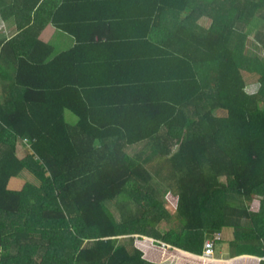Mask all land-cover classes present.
<instances>
[{"label":"trees","instance_id":"obj_1","mask_svg":"<svg viewBox=\"0 0 264 264\" xmlns=\"http://www.w3.org/2000/svg\"><path fill=\"white\" fill-rule=\"evenodd\" d=\"M0 15L16 26L0 38V264H264V0H0ZM49 24L73 44L42 39ZM228 227L239 257L204 258Z\"/></svg>","mask_w":264,"mask_h":264},{"label":"rangeland","instance_id":"obj_2","mask_svg":"<svg viewBox=\"0 0 264 264\" xmlns=\"http://www.w3.org/2000/svg\"><path fill=\"white\" fill-rule=\"evenodd\" d=\"M200 22L204 25H208L210 23V19H209V17L201 18ZM260 23L261 22H259L257 24L255 29L260 28L262 26V24H260ZM15 32H16V26L11 21L4 20L0 15V38L10 37L13 34H15ZM41 37H42V39H45V40H52V43L55 44L56 49L67 48L68 46H71L73 44V38L71 36H69L68 34L61 32V31L56 32L54 26L50 25V24L45 27V30H44V32H42ZM250 47L253 48L252 45H250ZM248 79H249V81H248L249 82V89H254V86L252 84V82H253L252 77L248 76ZM67 113L69 115H72L69 111ZM73 117H75V116H73ZM143 145H144V143L133 145V146L128 148V151H130V152H135V151L142 152V148L144 147ZM28 151H30V147L28 145L23 144L21 142L18 143V153L20 156L26 155L28 153ZM164 173H165V171L163 170L162 173L155 174V176H154V181H155V183H157L159 185V188L164 187L163 185L167 186L166 183H164L162 179L158 178L160 175L162 177V175ZM23 175L25 177H27L28 179L34 180L33 176L28 171H25L23 173ZM176 190H177V188H176ZM165 196L166 197L164 199V205H166V208L169 209L170 212L172 213L175 211V208L172 206L168 196L167 195H165ZM172 225H173L172 222H168V221L164 220L159 226L161 229L166 230ZM227 230L229 231V228H225L223 231L226 232ZM224 232H223V234H224ZM229 233H230V231H229ZM227 235H229V234H227ZM215 237H216V239L220 238L221 233H216ZM223 243H224V240H215L214 255H216V256L219 255L218 249L222 246ZM225 245H226V243H225Z\"/></svg>","mask_w":264,"mask_h":264},{"label":"crops","instance_id":"obj_3","mask_svg":"<svg viewBox=\"0 0 264 264\" xmlns=\"http://www.w3.org/2000/svg\"><path fill=\"white\" fill-rule=\"evenodd\" d=\"M44 30L42 32H44ZM41 36H42V33H41L40 37ZM228 228H229L230 233H229L228 230L226 232H224V231L216 232V233H221L220 240H224V243L218 249L219 255H217L216 257L218 259H220V260H225V261H231V260L237 259V257H239L238 255H233L232 254V252L234 250L230 246L229 241L233 239V229L230 228V227H228ZM223 232H224V234H223ZM227 234H229V235H227ZM144 237H146V236H144ZM120 240L122 241V243L127 244V246L129 247L130 250H132V248L134 247V243H132V240L130 238H121ZM225 243H226V245H225ZM160 264H177V256L176 255H171L167 259L163 260ZM237 264H244V263L240 262V263H237Z\"/></svg>","mask_w":264,"mask_h":264},{"label":"built area","instance_id":"obj_4","mask_svg":"<svg viewBox=\"0 0 264 264\" xmlns=\"http://www.w3.org/2000/svg\"><path fill=\"white\" fill-rule=\"evenodd\" d=\"M202 256L204 258H212L214 257V241L210 238L206 239L204 243V249L202 252Z\"/></svg>","mask_w":264,"mask_h":264}]
</instances>
